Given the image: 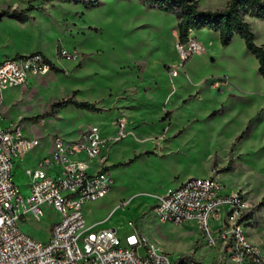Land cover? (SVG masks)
<instances>
[{
    "label": "rangeland",
    "instance_id": "obj_1",
    "mask_svg": "<svg viewBox=\"0 0 264 264\" xmlns=\"http://www.w3.org/2000/svg\"><path fill=\"white\" fill-rule=\"evenodd\" d=\"M29 1L0 0V12L40 8L23 24L0 20V49L44 54L60 71L6 90L0 112L42 141L35 154L48 151L51 137L72 141L89 127L100 129L107 140L102 156L114 183L92 219L113 226L120 236L139 232L174 261L236 264L222 237L214 234L209 241L194 222L160 223L153 210L156 197L168 188L190 178L215 177L227 192L245 194L252 207L240 223L248 241L264 253V79L243 38L223 47L209 29L191 33L202 49L173 77L171 71L181 65L174 15L137 0H104L89 10ZM198 1L200 8L214 11L228 0ZM249 24L256 44L264 46V20L249 18ZM67 98L99 110L50 109ZM39 115L46 116L35 120ZM120 119L127 135L113 142L114 122ZM34 157L31 153L27 162ZM27 162H16L13 170L24 195L29 193ZM56 219L48 212L23 230L46 241Z\"/></svg>",
    "mask_w": 264,
    "mask_h": 264
},
{
    "label": "built area",
    "instance_id": "obj_2",
    "mask_svg": "<svg viewBox=\"0 0 264 264\" xmlns=\"http://www.w3.org/2000/svg\"><path fill=\"white\" fill-rule=\"evenodd\" d=\"M202 49L190 39L179 45L183 67ZM66 52H64L65 54ZM51 65L41 53L5 58L0 62V107L8 89L20 87L31 77L45 74ZM113 142L127 135L126 123L114 122ZM104 140L97 126L84 130L79 138L67 141L61 136L49 139V153L33 168L24 170V195L13 180L16 162L37 149L42 141L27 135L21 126L7 122L0 112V264H195L185 258L174 261L139 232L120 236L115 228L86 225L85 208L112 189L114 178L106 157ZM241 192H227L215 177L190 178L156 197L154 214L163 224L194 222L209 241L214 234L229 242L236 264H264V253L246 238L240 221L251 210ZM48 212L57 216L46 241L23 230L30 221L42 220ZM134 227V222L129 221Z\"/></svg>",
    "mask_w": 264,
    "mask_h": 264
},
{
    "label": "trees",
    "instance_id": "obj_3",
    "mask_svg": "<svg viewBox=\"0 0 264 264\" xmlns=\"http://www.w3.org/2000/svg\"><path fill=\"white\" fill-rule=\"evenodd\" d=\"M40 1L44 4L58 2L61 4H73L82 6L84 9H93L103 5L104 0H30L29 3ZM128 1V0H122ZM143 6L174 15L177 20L178 40L183 45L189 42L190 34L204 28L209 29L219 35L220 43L223 47L229 46L236 36H241L247 50L255 56L258 61L259 74L264 79V46H259L255 42L254 33L249 24V18L264 20V0H228L222 10H206L199 6L198 0H137ZM40 9L29 6L22 10L1 11L0 20L4 17L15 20L19 23L28 22L31 17L30 12ZM52 71H60L48 59ZM72 105L79 109H86L92 112L99 109L93 103L79 101L73 98L63 99L51 105V110L64 108ZM46 115H39L35 120H41ZM246 131L237 138L241 139ZM264 204V198L261 205Z\"/></svg>",
    "mask_w": 264,
    "mask_h": 264
},
{
    "label": "crops",
    "instance_id": "obj_4",
    "mask_svg": "<svg viewBox=\"0 0 264 264\" xmlns=\"http://www.w3.org/2000/svg\"><path fill=\"white\" fill-rule=\"evenodd\" d=\"M192 37L195 36V35H198L197 31H193L192 32ZM16 50L14 48H8V49H0V62L2 60H4L5 58H9V57H13V56H20V55H25V54H30V53H21V54H17V53H14ZM44 55V54H43ZM45 56V55H44ZM46 57V56H45ZM47 58V57H46ZM134 115V114H133ZM137 116V115H135ZM4 117V116H3ZM5 119V118H4ZM7 122H9L10 120H7L5 119ZM12 122V121H10ZM28 135V134H27ZM35 150L31 153H33L35 155L34 159L31 160L30 162H27V158L31 155V153H29L25 159H23L21 162H27L25 163L26 168H33L35 167L38 162L44 157L46 156L48 153H49V149L46 153L44 154H35L34 153ZM25 187H26V183H25ZM98 202V201H97ZM97 202L95 203H90L86 206L85 208V216H86V225L87 226H90L92 228H112L113 229V226H101L100 222H97L95 221L94 219H92V215H93V212L94 210L97 208Z\"/></svg>",
    "mask_w": 264,
    "mask_h": 264
}]
</instances>
